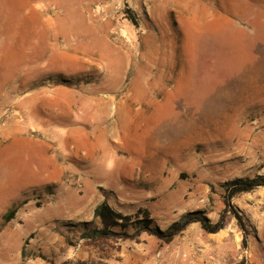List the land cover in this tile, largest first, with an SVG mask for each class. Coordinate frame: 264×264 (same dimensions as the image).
<instances>
[{
  "label": "rangeland",
  "instance_id": "374dc122",
  "mask_svg": "<svg viewBox=\"0 0 264 264\" xmlns=\"http://www.w3.org/2000/svg\"><path fill=\"white\" fill-rule=\"evenodd\" d=\"M257 176L264 0H0V264H264V187L216 234L84 237L103 204L217 223Z\"/></svg>",
  "mask_w": 264,
  "mask_h": 264
},
{
  "label": "trees",
  "instance_id": "16d2710c",
  "mask_svg": "<svg viewBox=\"0 0 264 264\" xmlns=\"http://www.w3.org/2000/svg\"><path fill=\"white\" fill-rule=\"evenodd\" d=\"M128 16L130 21L134 25H137V21L132 15L131 10ZM225 206L226 209L224 213L221 215L219 221L217 223H212L202 212H193L185 215L182 219L176 223H174L167 230H160L158 227H153V220L150 218L148 212H145V217H138L137 220H134L132 216H124L123 214L113 210L107 204H103L99 206L95 211V218L99 219L102 223V228L93 229L85 234V238L88 239H108L111 236L117 235L115 232L116 228H121L125 230V233L129 230L135 231L133 236L139 237L142 233H149L157 237L160 240H164L165 242H171L178 235L184 232L189 226L195 223H199L202 229L210 234H216L223 230L226 227L227 214L229 213V208H231V200L235 197L251 193L258 188L264 187V176H257L255 178H240L229 181L225 183ZM17 210H11L6 216L5 221L10 222L16 215ZM235 217L239 222L240 228L244 231V244L247 245L248 242V229L243 221L242 216L238 213L234 212ZM127 235V234H125Z\"/></svg>",
  "mask_w": 264,
  "mask_h": 264
}]
</instances>
